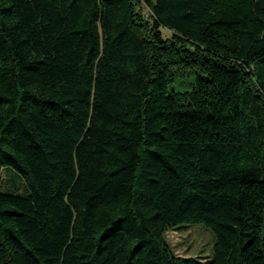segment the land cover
Segmentation results:
<instances>
[{"label":"trees","instance_id":"trees-1","mask_svg":"<svg viewBox=\"0 0 264 264\" xmlns=\"http://www.w3.org/2000/svg\"><path fill=\"white\" fill-rule=\"evenodd\" d=\"M3 167L0 264H264V0H0Z\"/></svg>","mask_w":264,"mask_h":264},{"label":"rangeland","instance_id":"rangeland-1","mask_svg":"<svg viewBox=\"0 0 264 264\" xmlns=\"http://www.w3.org/2000/svg\"><path fill=\"white\" fill-rule=\"evenodd\" d=\"M1 174V191L24 195L29 193L24 177L16 168L3 167ZM166 237L174 251L179 255L209 256L214 244L212 231L201 223L169 230Z\"/></svg>","mask_w":264,"mask_h":264}]
</instances>
